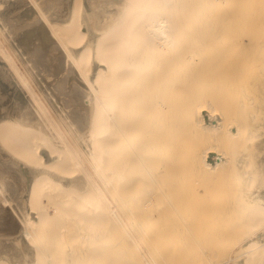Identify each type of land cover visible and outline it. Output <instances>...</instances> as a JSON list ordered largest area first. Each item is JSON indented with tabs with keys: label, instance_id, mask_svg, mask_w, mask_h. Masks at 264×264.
Masks as SVG:
<instances>
[{
	"label": "bare ground",
	"instance_id": "6f19581e",
	"mask_svg": "<svg viewBox=\"0 0 264 264\" xmlns=\"http://www.w3.org/2000/svg\"><path fill=\"white\" fill-rule=\"evenodd\" d=\"M239 1L3 0L0 264H171L179 238L264 264V7ZM227 165L231 198L171 215Z\"/></svg>",
	"mask_w": 264,
	"mask_h": 264
},
{
	"label": "rangeland",
	"instance_id": "374dc122",
	"mask_svg": "<svg viewBox=\"0 0 264 264\" xmlns=\"http://www.w3.org/2000/svg\"><path fill=\"white\" fill-rule=\"evenodd\" d=\"M240 3L248 5L256 11L261 7H264V0H250L249 2L247 0H240L239 4ZM4 6L5 4L3 0H0V13ZM30 7L33 8H31L33 11L38 10L37 6L34 3L30 4ZM253 18H256L254 14ZM0 27L1 37L3 38L4 42H7L11 46V41L4 34L5 29L2 26ZM235 116H237V114H235ZM197 138L204 140L206 145H224L226 147H233L235 145L230 141L223 140L219 137H211V135H205L204 133L197 134ZM236 147L238 148L239 145L236 144ZM235 183L236 174L231 165H227L226 169H223L222 171L217 173H194L191 175V179L188 180L184 186L174 185L171 187L172 192L176 193L171 198V215H183L185 219H188V217L198 218L202 215V213H204V208H206V206H208L209 204L215 206L218 200L219 202H223L222 198H231V188ZM224 187H229V191L227 190V194H225L223 191ZM184 192L186 193L185 195L182 194ZM185 244L186 243L182 242L180 238L175 242V244H171L172 246H182V248L176 247V249H178L174 255L166 254V261H171V264H186L185 261L184 263L181 262L182 258L184 259V254L186 253Z\"/></svg>",
	"mask_w": 264,
	"mask_h": 264
}]
</instances>
